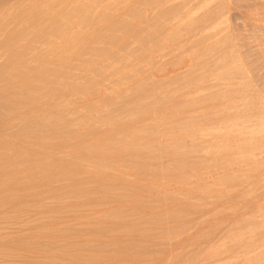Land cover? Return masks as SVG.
Here are the masks:
<instances>
[{
    "label": "rangeland",
    "instance_id": "obj_1",
    "mask_svg": "<svg viewBox=\"0 0 264 264\" xmlns=\"http://www.w3.org/2000/svg\"><path fill=\"white\" fill-rule=\"evenodd\" d=\"M40 6L51 81L0 112V264H264V0Z\"/></svg>",
    "mask_w": 264,
    "mask_h": 264
},
{
    "label": "bare ground",
    "instance_id": "obj_2",
    "mask_svg": "<svg viewBox=\"0 0 264 264\" xmlns=\"http://www.w3.org/2000/svg\"><path fill=\"white\" fill-rule=\"evenodd\" d=\"M26 1L27 2H25L24 5L22 3L23 7H21V8H17L14 6L9 7L10 5H8L9 9L6 7L8 10H6L4 12V14L5 15L8 13L13 14V17L10 19V21L3 22L1 20V16H0V30L2 29V31H4L3 29L7 28V26L9 27V25L11 23L12 24L15 23V26L11 27L9 29V31L4 36L0 35V59H1L0 60V112L2 109H6L7 110L6 112L9 113L10 118H11V116L16 117V116H21L23 114L25 116V114H31L33 112V110H34L33 107L35 106L34 105L35 104L34 103L35 98L40 93V91H39V85L40 84L39 83L42 82L41 84L44 85L46 83V80L48 81V78L50 77L49 76L50 72H49V69L47 67L49 65H45V64L40 65L39 64L40 66H32V64L31 65L29 64V61H31V59H34V57H37V54L35 55V53H33V50H31L33 48H31L30 43H29V45H28V43L27 44L22 43L23 40L26 42V40L28 39V38L26 39V35L28 34L27 29L31 26H34V27L36 26V21H37L38 17L41 15L40 14L38 16V12H39L38 9L41 7L40 5L43 2L45 4L47 2V0H26ZM6 5L7 4H5L4 6H6ZM0 6H1V4H0ZM2 6H3V4H2ZM0 10H2V9H0ZM72 16H71V18H72ZM48 17H46V18L48 19ZM75 18H77V17H75ZM79 20L81 21V18ZM20 21L28 22V24L26 23L27 26H25V27H18V25L16 26L17 22H20ZM46 23H47V21H46ZM37 28H36L37 33L41 34V35L43 34V36H44V30L47 27L44 24L43 25L40 24L39 26H37ZM30 33L31 32H29V34ZM24 37L26 40L24 39ZM31 38H34V36ZM27 41L29 42V40H27ZM37 59L40 60V57L39 58L37 57ZM55 78H56V76H55ZM50 81H48V83ZM41 86H40V88H41ZM52 90H53V88H52ZM45 93H47V92H45ZM45 93H43V95ZM22 106L23 107L27 106V109L24 113H19V111H22V110H20L22 108ZM3 111L5 112V110H3ZM1 115H3V114H1ZM1 115H0V127H4V125L7 121L5 120V118L3 119L2 118L3 116H1ZM4 115H6V114H4ZM4 140L5 139L0 137V150L3 149L1 147L4 146V148H5L6 145H10L9 142H8L9 143L8 144V143H6L7 141L5 140L6 141L5 142ZM14 145H15L16 149L19 148V147H17V146H19V144H14ZM34 146H35L34 142L28 143L29 155L31 157H33L37 154ZM8 153H10V152H8ZM8 153H7V155H8ZM5 154H6V152H5ZM13 154L15 155V153H13ZM1 156H3V155L1 154ZM3 157L5 158V156H3ZM6 157H7L6 158L7 160H10L12 156H11V154H9L10 158L8 156H6ZM15 173L17 176H20V174H17L18 171H15ZM30 177L31 176H29L27 178H30ZM27 178H26V180H29Z\"/></svg>",
    "mask_w": 264,
    "mask_h": 264
}]
</instances>
